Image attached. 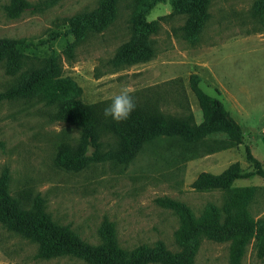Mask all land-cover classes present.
Listing matches in <instances>:
<instances>
[{
	"label": "rangeland",
	"instance_id": "374dc122",
	"mask_svg": "<svg viewBox=\"0 0 264 264\" xmlns=\"http://www.w3.org/2000/svg\"><path fill=\"white\" fill-rule=\"evenodd\" d=\"M103 1L0 0V40L25 47L18 72L0 67V182L26 209L42 206L54 223L96 248L109 235L128 253L161 244L172 257H189V264H264V13L254 15L263 0H212L194 39L187 34L189 16L175 13L169 0H142L146 23L156 27L148 36L154 57L118 67L108 61L131 39L134 1L119 0L99 15ZM40 69L74 82L79 91L73 99L83 106L109 102L127 86L133 94L150 90L159 109L181 114L185 95L196 126L202 112L189 77L198 75L200 88L240 126L243 144L212 151L206 142L224 136L211 134L204 147L184 151L177 141L159 140L122 164L111 158L117 139L98 129L84 155L81 116L63 117L59 107L34 98L1 97L16 76ZM63 154L82 164L58 165ZM235 163L240 176L230 189L254 190L246 206L252 230L244 226L240 234L242 226L225 212L229 191L192 187L200 174L220 175ZM170 202L187 208L194 221L213 207L218 228L179 242L182 221ZM36 251L0 225V264H87L68 257L38 260Z\"/></svg>",
	"mask_w": 264,
	"mask_h": 264
},
{
	"label": "trees",
	"instance_id": "16d2710c",
	"mask_svg": "<svg viewBox=\"0 0 264 264\" xmlns=\"http://www.w3.org/2000/svg\"><path fill=\"white\" fill-rule=\"evenodd\" d=\"M119 0H104L101 13L112 12L114 5ZM134 7L130 25L131 39L120 51H118L108 63L110 66L118 67L122 64H134L145 62L154 57V52L149 45L148 36L156 31L155 23H146L144 19L145 7L142 0H133ZM173 11L178 14L189 16L190 27L188 37L194 39L201 30L204 19L207 16V8L212 0H169ZM11 9L12 14L17 15L19 8ZM259 10L255 14L264 13V0L258 5ZM86 23V21H84ZM99 23V19H98ZM24 45L15 40H0V67H5L12 75L21 68L23 64L22 50ZM70 54V52L68 53ZM15 84L1 94L5 99L34 98L45 102V106L58 108L63 117L74 115L83 118V138L81 139L80 151L85 155L90 147V140L94 138L95 131L104 130L114 135L118 141L116 150L111 153V158L120 162L128 163L146 145L152 146L156 141H177L184 151L192 146L196 151L205 146V140L211 134L224 136L219 141H208L206 146L209 150L217 151L232 148L243 144L242 131L238 123L225 109L223 103L205 93L199 86V76L189 77L190 91L196 98L202 112V123L194 124L193 116L187 107L185 95H181L180 106L185 110L181 114H172L159 109L157 97L150 94V90L134 94L136 109L130 117L117 122L110 117L104 116V109L111 101L83 106L73 97L79 89L75 83L67 78L49 75L48 71L40 69L30 73H21L15 77ZM156 96V95H155ZM185 104V107H184ZM184 107V108H183ZM89 125V128H86ZM247 158L256 162L246 147ZM57 164L78 168L82 162L71 160L65 154L58 155ZM240 176L238 163L230 165L222 174L211 175L202 173L193 182L192 187L199 191L224 190L230 195L225 206L228 219L237 228L236 233H244L243 227L250 228L249 216L246 206L251 200L254 190L250 188L231 190L232 181ZM21 201L8 195L5 181L0 182V225L10 233L30 241L36 246L35 258L38 260H52L59 258H72L86 262L87 264H147L150 262L160 264H189V257H172L161 244L155 248L141 246L128 253L116 247L113 239L107 235L104 245L93 247L82 242L68 229L54 223L42 206L35 205L32 210L25 208ZM169 206L180 215L182 225L176 239L179 242L193 241L195 236L202 231L215 230L218 221V213L213 207H208L199 221H194L184 206L170 202ZM227 219V220H228ZM218 228V227H217ZM245 228V227H244ZM251 229V228H250ZM252 230V229H251ZM251 230H248L250 232ZM264 240V238H263Z\"/></svg>",
	"mask_w": 264,
	"mask_h": 264
},
{
	"label": "clouds",
	"instance_id": "9594fccd",
	"mask_svg": "<svg viewBox=\"0 0 264 264\" xmlns=\"http://www.w3.org/2000/svg\"><path fill=\"white\" fill-rule=\"evenodd\" d=\"M134 94L127 86L115 94L111 103L104 109V116L110 117L117 122L127 120L131 113L136 109Z\"/></svg>",
	"mask_w": 264,
	"mask_h": 264
}]
</instances>
